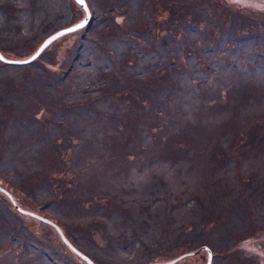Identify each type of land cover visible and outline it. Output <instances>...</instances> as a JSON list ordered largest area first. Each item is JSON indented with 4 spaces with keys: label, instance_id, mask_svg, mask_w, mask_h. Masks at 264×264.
Listing matches in <instances>:
<instances>
[{
    "label": "rangeland",
    "instance_id": "1",
    "mask_svg": "<svg viewBox=\"0 0 264 264\" xmlns=\"http://www.w3.org/2000/svg\"><path fill=\"white\" fill-rule=\"evenodd\" d=\"M86 3L0 61V188L95 264H264V0ZM84 17L0 0V53ZM0 264L85 263L0 192Z\"/></svg>",
    "mask_w": 264,
    "mask_h": 264
},
{
    "label": "water",
    "instance_id": "2",
    "mask_svg": "<svg viewBox=\"0 0 264 264\" xmlns=\"http://www.w3.org/2000/svg\"><path fill=\"white\" fill-rule=\"evenodd\" d=\"M76 2V4H78L85 12V17L84 19H82L81 21H79L76 24H73L69 27L63 28L61 30H58L54 33H52L51 35H49L48 37H46L42 43L39 45V47L37 48V50L27 59L24 60H11V59H7L5 58L1 53H0V57H3V59H0V61H2L3 63L6 64H13V65H23V64H27L32 62L33 60H35L41 53L42 51L49 45L51 44L53 41L57 40L58 38H60L61 36L68 34L70 32H73L75 30H78L79 28L83 27L84 25H86L89 20H90V10L88 8V5L86 3V1L84 0L83 4L78 3V0H74ZM1 191H3L4 193L7 194L8 198L10 199V201L12 202L13 206L15 207V209H17L18 212L28 215L30 217H33L43 223H47L51 226L54 227V229L57 231L58 235L60 236V238L62 239V241L65 243V245L75 254H77L82 260H84L86 262V264H94V262L85 254H83L82 252H80L77 248H75L70 241L65 237V235L63 234L61 228L53 223L52 221H50L48 218H45L43 216H40L36 213L24 210L22 208H20L16 202L13 200V198L10 196V194L3 190L2 188H0ZM202 250H205L208 254V258H207V263L206 264H211V257H212V253L211 250L207 247V246H201L198 250L194 251V252H190V253H186L180 257H177L171 261L165 262V263H151V264H174L175 262H177L179 259L185 257V256H189L192 254H196Z\"/></svg>",
    "mask_w": 264,
    "mask_h": 264
},
{
    "label": "trees",
    "instance_id": "3",
    "mask_svg": "<svg viewBox=\"0 0 264 264\" xmlns=\"http://www.w3.org/2000/svg\"><path fill=\"white\" fill-rule=\"evenodd\" d=\"M124 62H125V60H124ZM226 92V91H225ZM163 110H166V109H163ZM163 113H166L165 111L163 112ZM157 127H163V125L162 124H157ZM166 127H168V122H167V124H165V128ZM0 192H2V193H4L3 191H1L0 190ZM6 195V194H5ZM15 238V237H14ZM71 242V241H70ZM62 243V242H61ZM72 243V242H71ZM67 249H69L64 243H62ZM73 244V243H72ZM74 245V244H73ZM24 246H26V245H24ZM75 246V245H74ZM44 252V250L43 249H41V250H39V253L41 254V253H43Z\"/></svg>",
    "mask_w": 264,
    "mask_h": 264
},
{
    "label": "flooded vegetation",
    "instance_id": "4",
    "mask_svg": "<svg viewBox=\"0 0 264 264\" xmlns=\"http://www.w3.org/2000/svg\"><path fill=\"white\" fill-rule=\"evenodd\" d=\"M250 241H247V244L250 245ZM203 252V251H202ZM212 260H213V253H212V257H211V263H212ZM207 263V262H206Z\"/></svg>",
    "mask_w": 264,
    "mask_h": 264
},
{
    "label": "snow or ice",
    "instance_id": "5",
    "mask_svg": "<svg viewBox=\"0 0 264 264\" xmlns=\"http://www.w3.org/2000/svg\"><path fill=\"white\" fill-rule=\"evenodd\" d=\"M84 0H78V3L83 4ZM0 59H3V57H0Z\"/></svg>",
    "mask_w": 264,
    "mask_h": 264
}]
</instances>
